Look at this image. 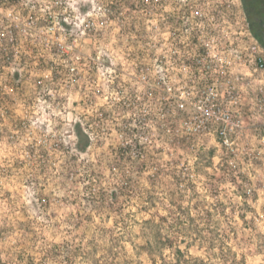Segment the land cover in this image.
Returning <instances> with one entry per match:
<instances>
[{
    "label": "rangeland",
    "instance_id": "rangeland-1",
    "mask_svg": "<svg viewBox=\"0 0 264 264\" xmlns=\"http://www.w3.org/2000/svg\"><path fill=\"white\" fill-rule=\"evenodd\" d=\"M114 1L127 18L100 43L122 62L143 12ZM54 89L45 101L0 94V264H264V163L174 141L121 152L111 130L135 110L121 104L94 118L109 136L78 150L79 119L105 99Z\"/></svg>",
    "mask_w": 264,
    "mask_h": 264
},
{
    "label": "built area",
    "instance_id": "built-area-1",
    "mask_svg": "<svg viewBox=\"0 0 264 264\" xmlns=\"http://www.w3.org/2000/svg\"><path fill=\"white\" fill-rule=\"evenodd\" d=\"M114 4L91 0L80 9L69 0H0L2 97L22 89L29 90L18 93L28 96L22 99L50 100L56 85L67 99L71 92L105 99L78 121L88 143L109 136L108 128L93 126L103 107L121 104L135 109L128 126L109 128L121 152L142 156L146 147L174 141L224 149L233 165L264 163V46L242 0L130 2L128 9L143 12L142 30L122 62L111 43H100L127 18Z\"/></svg>",
    "mask_w": 264,
    "mask_h": 264
},
{
    "label": "trees",
    "instance_id": "trees-1",
    "mask_svg": "<svg viewBox=\"0 0 264 264\" xmlns=\"http://www.w3.org/2000/svg\"><path fill=\"white\" fill-rule=\"evenodd\" d=\"M242 3L252 33L264 46V0H242ZM75 133L78 138L77 149L85 150L88 143L86 135L79 126H76Z\"/></svg>",
    "mask_w": 264,
    "mask_h": 264
}]
</instances>
